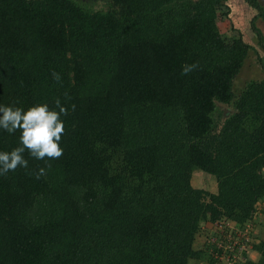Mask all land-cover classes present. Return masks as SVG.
<instances>
[{"label":"trees","instance_id":"obj_1","mask_svg":"<svg viewBox=\"0 0 264 264\" xmlns=\"http://www.w3.org/2000/svg\"><path fill=\"white\" fill-rule=\"evenodd\" d=\"M99 1L0 0V104L69 108L46 175L29 176L44 167L30 159L0 176V264H264V242H244L257 257L239 260L224 239L264 203V79L233 89L250 54L264 73V9ZM19 135L0 131V152ZM195 172L214 193L191 187ZM201 225L211 233L196 249Z\"/></svg>","mask_w":264,"mask_h":264},{"label":"clouds","instance_id":"obj_2","mask_svg":"<svg viewBox=\"0 0 264 264\" xmlns=\"http://www.w3.org/2000/svg\"><path fill=\"white\" fill-rule=\"evenodd\" d=\"M197 68L196 64L185 65L181 75H187ZM56 83H62L59 73H51ZM67 97V93L65 94ZM70 99V97H67ZM75 112L76 105L70 106ZM69 115V108L56 99L54 106L35 105L24 110L19 107L0 104V131L10 135L19 132L18 145L10 152H0V176H7L18 168L29 169V160L42 161L44 167L29 170L27 174L39 180L47 174L52 162L63 156L60 146L65 135V125L61 117ZM27 157V158H26Z\"/></svg>","mask_w":264,"mask_h":264},{"label":"rangeland","instance_id":"obj_3","mask_svg":"<svg viewBox=\"0 0 264 264\" xmlns=\"http://www.w3.org/2000/svg\"><path fill=\"white\" fill-rule=\"evenodd\" d=\"M82 2L88 3L92 8L94 9H100L101 8V2L99 0L95 1L94 3L92 2V0H80ZM236 2V0H233ZM241 0H238L239 4L243 7L244 5L240 2ZM233 12V11H232ZM234 13V12H233ZM236 14V13H235ZM239 18L243 19L247 17V13H241V14H236ZM231 16V14H230ZM218 27L221 33L225 34L228 33L227 35L231 34V32L229 31V27L226 25V23L224 22H218ZM250 42V40H248ZM258 51V56L262 57L263 53L261 51H259L258 48H256ZM250 57H246V60L244 61V65L242 66V68H240L239 74L236 77V82L234 83L233 89H234V93H237L238 90L240 88L243 87L244 83L246 81L249 80H261L264 79V73L263 71L260 69V67L258 65H256L254 62V59L257 57L254 54H250ZM220 118L218 119L219 121H222L227 114L230 113V108L229 107H225L222 108L220 107ZM189 183L191 185V187L193 189H201L203 191H206L207 193H214L215 191V182L214 179L205 174V173H198L195 172L193 174H191ZM257 212L254 213L253 218H252V222L250 223H246L245 227L240 231V235H237V232L235 231V238H234V242L236 243L237 241L240 240V238L242 239L244 236L243 234L246 235L247 241H252L255 244L258 242H264V203L260 204L259 206L256 207ZM227 228L229 229H233L231 228V226H228ZM200 231L202 232L201 234H199L196 238L195 241L193 243V248L199 249L201 247L204 246V240L208 238V235L211 233L210 229L208 228V226L206 225H201L200 226ZM232 231L228 230L226 235H231ZM201 236V237H200ZM209 242L211 243L214 239L216 238V236H210ZM245 241V240H244ZM244 241L241 242V244L239 245V248L236 250V253H234L233 255H231L230 259H239L242 260V257H240V252H244L245 254V258L250 259V260H255L256 259V254L249 250L251 244L249 245L248 243L244 244ZM228 258L221 256L219 257V259H217V261L214 264H228ZM189 264H207L204 261H189Z\"/></svg>","mask_w":264,"mask_h":264},{"label":"built area","instance_id":"obj_4","mask_svg":"<svg viewBox=\"0 0 264 264\" xmlns=\"http://www.w3.org/2000/svg\"><path fill=\"white\" fill-rule=\"evenodd\" d=\"M235 232V231H234ZM234 232H231V234L233 235V236H229V235H226L225 234V237H224V239L226 240V242H227V245H225V249L226 250H228L229 252H232L233 251V249L235 248V247H237V249L239 248V242L242 240V241H244V242H246L247 241V238H246V235L245 234H243V238L241 239L240 238V240L239 241H237L236 243L233 241L234 240V238H235V233ZM237 235H240V232H237ZM219 246V245H218ZM229 259V258H228Z\"/></svg>","mask_w":264,"mask_h":264},{"label":"crops","instance_id":"obj_5","mask_svg":"<svg viewBox=\"0 0 264 264\" xmlns=\"http://www.w3.org/2000/svg\"><path fill=\"white\" fill-rule=\"evenodd\" d=\"M258 2H259V4H260V6L264 9V0H257ZM260 24H259V22H258V24H257V26H259ZM264 26V25H263ZM263 31H264V27H263Z\"/></svg>","mask_w":264,"mask_h":264},{"label":"water","instance_id":"obj_6","mask_svg":"<svg viewBox=\"0 0 264 264\" xmlns=\"http://www.w3.org/2000/svg\"><path fill=\"white\" fill-rule=\"evenodd\" d=\"M219 107H222V108H225V106L224 105H222V104H217Z\"/></svg>","mask_w":264,"mask_h":264}]
</instances>
